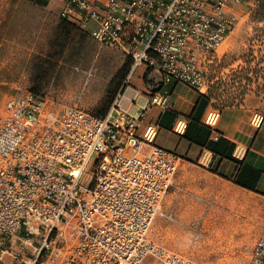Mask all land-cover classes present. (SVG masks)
<instances>
[{
	"label": "built area",
	"instance_id": "built-area-1",
	"mask_svg": "<svg viewBox=\"0 0 264 264\" xmlns=\"http://www.w3.org/2000/svg\"><path fill=\"white\" fill-rule=\"evenodd\" d=\"M48 1L99 46L132 57L123 89L145 65L164 85L207 92L209 66L234 26L230 9L262 0ZM123 89L104 117L31 90L7 100L0 121V264H200L149 235L180 165L174 152L155 144L159 127L150 115L170 109V95L151 93L133 114L120 105ZM217 116L210 111L206 123L215 125ZM261 121L256 114L251 125ZM187 125L180 116L173 130L183 135ZM242 154L238 144L235 155ZM212 160L205 150L199 162L210 167ZM248 264H264V236Z\"/></svg>",
	"mask_w": 264,
	"mask_h": 264
},
{
	"label": "rangeland",
	"instance_id": "rangeland-1",
	"mask_svg": "<svg viewBox=\"0 0 264 264\" xmlns=\"http://www.w3.org/2000/svg\"><path fill=\"white\" fill-rule=\"evenodd\" d=\"M259 4L230 9L234 26L208 70L207 94L216 110L240 105L248 96L264 105V22L255 17ZM59 12L54 2L44 6L32 0H0V121L7 100L28 90L90 113L101 107L126 56L99 46L86 30L67 37L59 26ZM198 165L183 171L179 167L177 199L169 208L163 201L150 238L200 264H248L256 241L264 235V210L257 206L245 217L235 214L232 225H227L232 230L224 237L220 230L226 225L217 224V216L207 223L200 208L188 206L191 195L194 201L203 197L205 205L221 209L227 198V186ZM92 166L93 160L86 175L90 178ZM190 178L196 187L202 183L192 193L187 190ZM205 179L207 183L202 182Z\"/></svg>",
	"mask_w": 264,
	"mask_h": 264
},
{
	"label": "crops",
	"instance_id": "crops-1",
	"mask_svg": "<svg viewBox=\"0 0 264 264\" xmlns=\"http://www.w3.org/2000/svg\"><path fill=\"white\" fill-rule=\"evenodd\" d=\"M157 91L169 93L172 107L165 111L151 110L150 115L158 122L159 127L155 144L174 152L180 158L181 171L190 167H200L199 159L205 150L213 154V171L207 167L202 170L227 186L225 189L227 198L224 199L222 209L213 204L205 205L203 197L194 201L191 194L189 201L191 204L188 206L194 210L200 208V215L208 217L207 223L217 216V224L223 227L226 225L225 229L220 230L226 237L230 229L232 230V227L228 228L227 225H232L230 222L234 220L235 214L241 218L245 217L246 213L255 211L257 206L262 212L264 210V105L258 106L255 100L248 96L244 103L221 110L214 109L211 102L204 106L201 97L207 95V92L177 82L164 85L161 75L149 70L145 65L139 67L129 85L123 89L120 105L133 114L137 113L147 103L150 94ZM258 108L262 109V112ZM212 110H216L218 116L215 125L211 126L206 123V117ZM256 114L262 116V121L260 125L253 127L251 120ZM180 116L188 120L183 135L173 130ZM238 144L243 149L240 157L235 155ZM206 176L209 177L208 174ZM188 182L191 185L187 190L191 193L198 190L202 184L198 183L196 187L197 182L194 178H190ZM202 182L207 183L208 180ZM175 184L176 177L164 200L165 207L169 208V203H174L177 199L180 187L177 188ZM246 185L254 189L251 190ZM207 190L210 192V187Z\"/></svg>",
	"mask_w": 264,
	"mask_h": 264
},
{
	"label": "trees",
	"instance_id": "trees-1",
	"mask_svg": "<svg viewBox=\"0 0 264 264\" xmlns=\"http://www.w3.org/2000/svg\"><path fill=\"white\" fill-rule=\"evenodd\" d=\"M34 3L47 6L49 4L48 0H32ZM256 19L258 22H264V0L260 1V4L258 5V8L256 10L255 14ZM59 26L65 33L67 37L71 36L72 34L82 32V29H80L74 22L68 21L64 18L60 17L59 20ZM126 59L121 66V68L115 73L113 79L111 80L109 87L106 91V96L104 100L102 101L101 107L96 110L92 111V114L97 117H104L109 112L114 100L118 96V94L121 92V90L124 87L125 80L127 75L130 72L131 66H132V57L129 55H125ZM150 70V69H149ZM36 95H39L36 91H33ZM39 96H45V95H39ZM201 100L204 103V106H206L209 102L212 103V99L210 95H204L201 97ZM199 107V105H198ZM197 107V108H198ZM210 169H212V165L210 166ZM247 186V185H246ZM247 188L253 190L254 187L247 186Z\"/></svg>",
	"mask_w": 264,
	"mask_h": 264
}]
</instances>
